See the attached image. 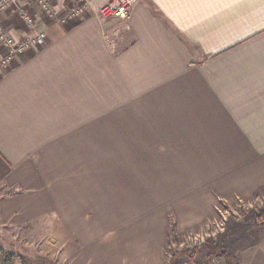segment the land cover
Returning a JSON list of instances; mask_svg holds the SVG:
<instances>
[{"label":"crops","instance_id":"1","mask_svg":"<svg viewBox=\"0 0 264 264\" xmlns=\"http://www.w3.org/2000/svg\"><path fill=\"white\" fill-rule=\"evenodd\" d=\"M108 1L67 21L74 0L55 18L32 2L47 44L0 65V224L61 223L73 264H165L170 215L187 230L264 191V0H140L105 19ZM236 254L264 264V227Z\"/></svg>","mask_w":264,"mask_h":264},{"label":"rangeland","instance_id":"2","mask_svg":"<svg viewBox=\"0 0 264 264\" xmlns=\"http://www.w3.org/2000/svg\"><path fill=\"white\" fill-rule=\"evenodd\" d=\"M262 221L264 191L249 199L220 200L211 216L187 230L178 228L175 216L170 215L165 264L189 261L202 264L217 258L219 251L223 250H230L238 260L236 253L243 252L259 240L264 227ZM49 222L43 218L12 230L0 224V264H5L8 256L15 264H73L76 240L61 223L54 230Z\"/></svg>","mask_w":264,"mask_h":264},{"label":"built area","instance_id":"3","mask_svg":"<svg viewBox=\"0 0 264 264\" xmlns=\"http://www.w3.org/2000/svg\"><path fill=\"white\" fill-rule=\"evenodd\" d=\"M0 0V65L9 66L19 55L34 52L47 44L45 31L37 26L36 13L32 2H35L40 10L48 17L55 18L58 14L53 0ZM140 0H110L99 10L102 18L127 19L134 6ZM31 3V4H30ZM90 0H74V3L67 8V14L62 21L74 17L83 16L89 6ZM16 11L26 22L31 34L17 37L5 28L2 17L6 12Z\"/></svg>","mask_w":264,"mask_h":264},{"label":"trees","instance_id":"4","mask_svg":"<svg viewBox=\"0 0 264 264\" xmlns=\"http://www.w3.org/2000/svg\"><path fill=\"white\" fill-rule=\"evenodd\" d=\"M257 219L259 220V218H257ZM262 222L264 223V221H262ZM219 255L226 261L227 264H237L238 263V260L236 258H234V255L230 250L219 251ZM5 264H15V262H14L13 258L8 256L5 259Z\"/></svg>","mask_w":264,"mask_h":264},{"label":"clouds","instance_id":"5","mask_svg":"<svg viewBox=\"0 0 264 264\" xmlns=\"http://www.w3.org/2000/svg\"><path fill=\"white\" fill-rule=\"evenodd\" d=\"M57 10L59 11V8H57Z\"/></svg>","mask_w":264,"mask_h":264}]
</instances>
